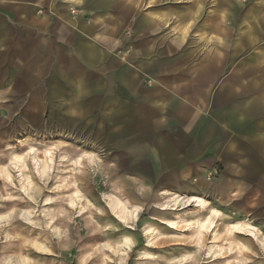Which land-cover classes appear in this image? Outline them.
Instances as JSON below:
<instances>
[{
    "label": "rangeland",
    "instance_id": "1",
    "mask_svg": "<svg viewBox=\"0 0 264 264\" xmlns=\"http://www.w3.org/2000/svg\"><path fill=\"white\" fill-rule=\"evenodd\" d=\"M39 10L32 22L34 26L15 30L10 45L4 49L8 57L0 58V153L7 143L18 153L23 135L38 141L66 143L54 150L57 156L66 150L74 157V147L85 149L99 159L98 165L85 162L82 172H78L70 163H64L60 176L70 182L76 177L82 193L101 210H106L103 195L110 194V179L124 183L128 197L141 205L142 210L132 224L133 230L123 229L111 217L97 220L99 224L109 220L116 225L117 232L108 236L110 239L123 232L134 243L127 255L122 248L117 258L107 254V262H98L96 255L100 252L96 242L84 231L80 219L71 225L61 242L45 230L34 229L33 233L41 232L51 246L50 256L31 254V250L24 248L23 240L32 233L16 234L22 222L10 220L0 226V253L8 244L4 239L7 233L10 241L6 253L16 255L20 248L22 254L28 253L34 261H45L35 264H148L136 260L145 244L142 226L150 221L162 232L169 231L150 220L160 214L150 207L153 196L169 188L145 186L149 192L143 198L135 191L137 181L129 180L131 176L144 178L130 164L129 140L136 134L134 116L140 106L125 95L127 92L120 83L129 71L137 72L139 83L145 87L153 86V75L159 69L167 73L160 77L184 84L196 94L201 89V97L206 101L204 105L183 110L191 119L183 118L188 122H180L181 129L200 137L202 126L210 118L213 125L226 126L228 131L219 130L217 137L236 147L237 152L228 154V160L241 163L243 158H249L253 174L248 184L237 189L244 194L243 201H231L237 197L220 198L197 187L196 176L188 179L180 192L202 194L227 216L236 212V217H223L219 221L221 233L227 222L243 217H249L264 233V189L257 186L259 180H264V156L252 152L253 147L264 146V64H260L264 58V0H80L78 6L65 0H49ZM58 22L69 23L68 35L65 33L62 40H56L51 33ZM188 81L192 82L191 87L185 85ZM223 84L233 89L232 99L221 98ZM242 84L244 88L240 89ZM103 85L110 89L102 90ZM210 94L214 101H210ZM243 146H249L252 153L242 156ZM7 164L0 163V168ZM217 168L205 176L215 177L219 164ZM40 184L42 192L34 196L31 204L35 213L45 195L53 197L56 193L52 177ZM174 189L169 191L178 192ZM3 192L15 195L14 190L4 189L0 183V196ZM8 211L9 206L0 199V215ZM58 211L54 209V214ZM39 213L34 219L40 222ZM165 217L170 219L172 214L166 213ZM186 235L178 245L160 241L148 251L164 254L172 248L169 252L173 257L194 252L190 233ZM208 242L206 238L204 246ZM247 256L251 258L249 253ZM263 258L261 253V262L256 258L250 264H264ZM192 259L202 264V251Z\"/></svg>",
    "mask_w": 264,
    "mask_h": 264
},
{
    "label": "bare ground",
    "instance_id": "2",
    "mask_svg": "<svg viewBox=\"0 0 264 264\" xmlns=\"http://www.w3.org/2000/svg\"><path fill=\"white\" fill-rule=\"evenodd\" d=\"M23 136V139L18 142L21 147L18 153L14 152L13 147L8 143L0 153V163H8L0 168V183L2 188H8L15 192V195L3 192L0 196L1 202L10 208L6 214L0 215V226L10 220H20L22 224L20 223L21 226L16 229V234L18 232L32 233L23 240V247L26 246L27 249L31 250V254L50 256L52 253L51 246L47 245L45 239L40 235L41 232L33 233L34 229L45 230L50 237L61 242L66 239L71 225L74 226L77 223L76 220L80 219L84 231L89 232L90 238L96 242L97 252H100L96 255L98 262H107V254L116 258L121 256L120 248L125 251L124 255H127L134 247L131 237L122 232L110 239L108 236L117 232L116 225L109 220L102 224L97 222V220L111 217L123 229L133 230L132 224L136 222L142 206L134 203L128 197L127 192L123 189L125 184H118L117 181L110 179V194L103 195L106 210L97 209L80 190L76 177L74 181L70 182L67 177L60 176L61 171H63L60 167L64 163H70L77 168L78 172H82L81 169H83L85 162L98 165L99 159H96L94 154L80 147H74L72 150V153H76L74 157L66 150L57 156L54 150L59 146L66 145L61 140L49 143ZM52 139L56 140V137H52ZM72 170L75 171L74 168ZM26 171H29L30 175L26 174ZM50 177L54 181L52 185L56 190L53 197L58 199L55 201L52 196L46 195L42 198L40 209H36L37 212H40L39 215L42 219L39 222V220L34 219L37 212H34V207L31 204L35 201L34 196L42 192L40 182L48 181ZM135 191L143 198H147L146 194L149 192L139 182L135 183ZM17 207L20 209L16 210ZM150 207L160 213L153 215L150 220L164 225L169 231L162 232L150 221L143 223L142 232L145 244L143 249L136 254V260L139 262H147L148 264H196L198 262H192V257L202 251V259L204 260L202 264H250L252 260L247 256V253L252 254L251 257L255 259L258 258L255 252L250 251L249 246L251 245H254L264 255V234L255 225L248 219L230 220L221 233L218 226L224 214L216 209L209 199L200 194H182L163 190L153 196ZM54 209L59 210V213L54 214ZM166 213L172 214V218H166ZM24 226L26 229H20ZM186 233H190L189 239L194 252L173 257V254L169 252L172 248L164 254H154L148 251L155 248L160 241L161 243L174 242L175 245H178L179 241L187 238ZM237 236L245 237L246 243L239 240ZM206 238L209 242L204 246ZM4 239L9 244V234L6 233ZM8 244L2 247L0 264L45 262L44 260L34 261L28 253L27 255L22 254L20 248H17L16 255L6 253ZM26 252L29 251L26 250Z\"/></svg>",
    "mask_w": 264,
    "mask_h": 264
},
{
    "label": "crops",
    "instance_id": "3",
    "mask_svg": "<svg viewBox=\"0 0 264 264\" xmlns=\"http://www.w3.org/2000/svg\"><path fill=\"white\" fill-rule=\"evenodd\" d=\"M47 2L49 0H0V58L8 57L5 55L4 49L10 45V37L14 31L33 27L34 23L32 22L36 18L35 13H39V9ZM65 2L71 5H80V0H65ZM68 24L67 22H58L53 26L51 33L57 38L56 40H62L60 38L65 33L66 36L68 35ZM215 32L217 33V30ZM248 38L251 39L249 35ZM146 43V48H148V42L146 41ZM46 47L49 49L50 45L46 44ZM214 57L217 59L216 56ZM260 64H264V58ZM158 71L157 74L153 75L155 82L151 87H145L139 83L137 72L129 71L121 78L122 82L120 83L124 87L123 90L127 92L125 95L132 101H137L140 106V109L135 112L136 134L130 137L129 150L131 167L142 172L144 178L131 176L129 180L137 181L147 187L153 184L161 187L160 189L169 188L162 190H176L174 188H177L179 193L183 184L191 177L196 176L198 178L197 187L214 192L220 198L237 197L232 198L231 201H238V199L243 201L244 194H242V191L239 194L237 189L248 184V180L253 174L250 159L243 158L241 163L228 160V154L232 155V153L237 152L236 147L233 144H224L222 139L217 137L219 130L228 131V128L213 125L211 118L202 126L200 137H194V134L188 135L187 132L181 129L180 122H188L182 119H191L188 114H184L183 110L187 107L204 105L203 103L206 100L201 97V89H198L199 93L196 94L195 90L185 88L184 84L160 77V75H167V73L160 72L159 69ZM262 75H264V68ZM185 85L191 87L193 84L188 81ZM107 87L103 85L101 89L109 90L110 87ZM221 87V98L232 99L234 91L231 86L223 84ZM243 88L244 85H240V89ZM240 89L238 88V90ZM217 96L218 92L215 94V100H217ZM211 100L214 101L212 94H210ZM171 112H174V114H171ZM204 119L206 120V118ZM249 146L242 147V156L252 152L264 156V146L262 144L253 147L252 149L255 150H252V152ZM218 164L220 165L218 175L212 176V178L205 176L207 173L218 169ZM257 186L264 189V180H259ZM180 193L189 194L188 192ZM209 200L213 204L212 200ZM220 212L222 213V211ZM232 214L234 215L232 216ZM231 216L236 217V212H232L228 216L224 214V218L227 219ZM237 218L239 219V217ZM244 218L251 221L249 217ZM254 225L264 234L259 226ZM239 240L246 243V239ZM249 248L256 255L259 254L256 260L260 261V250L254 245L249 246ZM251 259L255 260L254 257H251Z\"/></svg>",
    "mask_w": 264,
    "mask_h": 264
}]
</instances>
